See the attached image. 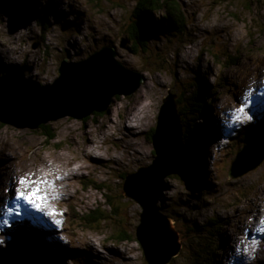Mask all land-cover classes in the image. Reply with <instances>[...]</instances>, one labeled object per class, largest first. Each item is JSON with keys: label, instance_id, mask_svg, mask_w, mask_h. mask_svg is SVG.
Returning <instances> with one entry per match:
<instances>
[{"label": "rangeland", "instance_id": "374dc122", "mask_svg": "<svg viewBox=\"0 0 264 264\" xmlns=\"http://www.w3.org/2000/svg\"><path fill=\"white\" fill-rule=\"evenodd\" d=\"M178 1L186 16V33L154 32L150 50L140 55L133 53L129 42L139 0L0 2V78L22 70L25 80L33 81L35 87H50L60 77L64 59L85 61L105 47L115 48L117 59L126 68L145 77L141 89L129 97H117L109 113L86 120L67 117L37 131L0 123V156L4 159L0 162L5 165H0V204L14 197V187H39L48 197L46 209L61 207L62 213L58 215L62 221L59 230L47 222L42 224L41 214H31L26 203L24 207L19 204L31 225L21 216L9 226L2 222L0 264L19 238L36 240L48 256V264H148L136 237L143 208L125 196L124 177L153 166L156 154L150 136L158 125L164 100L171 95L177 96L178 109L188 112L183 114L185 131L197 132L196 138L204 134L199 143L202 148L193 149L198 158L193 159L191 148L187 153L191 169L167 177L159 203L184 246L172 264H194L197 240L205 236L214 243H225L214 257L216 264H264V245L258 248L257 256H249L247 251L264 236L260 220L264 216V164L244 176H230L235 161L246 162L242 173L253 167L261 154L240 151L254 142H264L260 95L264 89H257L264 87V0ZM124 41L126 48H122ZM199 91L203 98H210V108L204 114L202 103L195 105L192 100ZM249 99L253 102L248 110L251 121L237 112ZM139 105L147 112L139 115L147 117L140 125L133 116ZM33 111L35 108L15 111V115L28 122ZM237 115L243 122L236 121ZM45 130L56 137L50 144ZM239 153L242 157L237 160ZM199 163V176L194 178L193 164ZM72 168L74 176L64 180ZM21 178L46 183L19 185L16 181ZM68 184L71 187L63 189ZM93 184H104L106 190ZM139 186L135 181V190ZM68 205L75 208L79 219L100 211L107 220L97 226L78 220L71 227L66 220ZM211 221L218 225L210 228ZM253 224L262 233L257 229L254 234L250 229ZM48 225L53 232L47 237L37 226L48 230ZM198 231L205 236H198ZM122 234L130 240L121 243L118 239ZM240 237L250 242L239 244ZM251 238H255L253 242Z\"/></svg>", "mask_w": 264, "mask_h": 264}, {"label": "water", "instance_id": "95a60500", "mask_svg": "<svg viewBox=\"0 0 264 264\" xmlns=\"http://www.w3.org/2000/svg\"><path fill=\"white\" fill-rule=\"evenodd\" d=\"M126 44L124 41L122 48ZM117 57L115 48L105 47L85 61L73 63L64 59L59 68L60 77L50 87H35L33 81L25 80L22 70L5 75L0 78V123L37 131L67 117L86 120L95 114L109 113L117 97L134 95L145 82L143 74L126 68ZM33 108L28 122L15 115V111L27 112ZM56 111L63 112L48 115ZM152 141L156 154L153 166L128 176L124 194L143 208L136 237L147 263L172 264L181 254L183 244L172 219L161 212L159 203L167 177L181 174L186 164L185 128L176 95L164 100ZM251 151L261 153L257 162L241 173L240 169L247 165L239 160L242 157L239 153V161L232 165V178L251 173L264 164V142L250 144L240 152L252 154ZM135 181L140 185L139 190L134 188Z\"/></svg>", "mask_w": 264, "mask_h": 264}, {"label": "trees", "instance_id": "16d2710c", "mask_svg": "<svg viewBox=\"0 0 264 264\" xmlns=\"http://www.w3.org/2000/svg\"><path fill=\"white\" fill-rule=\"evenodd\" d=\"M187 20L185 13L183 11L182 5L178 0H139L137 8L132 16V25L130 30V38L129 42L132 44V51L136 55H140L141 52L148 53L150 50L149 47L151 45V35L154 32H159L162 30H167L168 32H174L179 34H185L187 30ZM29 65V64H28ZM41 88V86H40ZM209 97L203 98V93L199 91L197 94H194V97L192 98L193 102H195V105H198L199 103H202V111L203 114L205 110L210 108L209 106ZM211 101V100H210ZM179 100L177 101L178 104ZM194 110V109H193ZM193 112V111H192ZM180 117L182 119V122L184 123L183 114L188 115L187 111H181L179 110ZM201 114V113H200ZM193 115V113H191ZM202 115V114H201ZM2 125L0 124V127ZM41 129H45V126H42ZM46 131V130H45ZM45 135L47 136V143L50 144L52 141L56 139L55 136H50L49 132H45ZM201 132V131H200ZM155 134V129L151 133V140ZM197 132H190L187 133L185 131V144L188 147L187 152L191 148L192 157L193 159L196 156V159L198 158V154H196V150H193L198 147H201V140L203 139L204 134L200 135L196 138ZM199 150V148H198ZM198 160L195 162L197 163ZM190 159L188 154L186 153V164L185 169L187 170V167L189 170L191 169L192 165L189 164ZM194 163V161H193ZM199 164H193L192 172L194 178L196 176H199ZM191 173V171H190ZM192 174V173H191ZM127 177V176H126ZM193 178V176H192ZM125 181V177H124ZM204 182V181H202ZM97 187L98 190L104 191L106 190V186L104 184L97 185L93 184ZM247 199V198H246ZM110 205L112 209L118 210L117 208L113 207L112 201H110ZM69 212L66 214V220L67 222L72 226H74L76 221H82L83 224H86L87 226H97L101 225L102 222L107 220L103 214H101L100 211H95L91 215L83 216L81 219H79V214H77L75 211V208L73 209L72 206L68 205ZM218 223L211 221L210 222V228H214L217 226ZM198 236H205L203 231H198ZM30 238V237H29ZM201 239L197 240L198 247L195 248V252L197 255V258L194 261V264H216L217 261L215 260V256H218L220 254V250H222V247L225 245V243L222 241L218 243L217 241L214 243L213 240L207 239V237H200ZM204 238V239H202ZM33 240H35L33 238ZM121 243L127 242L130 240V237L127 235H121V237L118 239ZM35 241H29L25 240L23 238H19L16 246L13 247L11 250L9 257H4L1 259V261L4 264H48V256L45 255V253L42 250V247L40 244Z\"/></svg>", "mask_w": 264, "mask_h": 264}, {"label": "snow or ice", "instance_id": "6c2138e0", "mask_svg": "<svg viewBox=\"0 0 264 264\" xmlns=\"http://www.w3.org/2000/svg\"><path fill=\"white\" fill-rule=\"evenodd\" d=\"M260 95L262 98V102H264V93H261ZM252 103L253 102L251 101V99H249L245 101L240 108L237 109V112L244 114L248 121L252 120V116L248 115V110L251 108ZM235 118L237 122H243L241 121L240 116L237 115ZM30 182L33 184L46 183V181H29L27 178H21L18 181L19 185H26ZM12 192L14 196V201L25 202L27 205L31 206L33 210L40 213L41 215H47V216L56 215L55 212L45 213V208H46L45 202L48 200V197L46 195L41 194V190L39 187L32 188L27 191L14 187L12 189ZM55 198L56 197H53V199ZM12 215H15L17 217L22 215V211L20 209L19 204L17 203L15 207H13L12 205L4 203V206L0 208V218L12 216ZM4 223L8 224V220L4 219ZM261 223H264V221H262Z\"/></svg>", "mask_w": 264, "mask_h": 264}, {"label": "bare ground", "instance_id": "6f19581e", "mask_svg": "<svg viewBox=\"0 0 264 264\" xmlns=\"http://www.w3.org/2000/svg\"><path fill=\"white\" fill-rule=\"evenodd\" d=\"M56 9H58V6L59 5H57V3H56ZM59 10V9H58ZM57 11V10H56ZM34 14H36L35 12H34ZM37 15V14H36ZM27 17H28V19H31V15L30 14H28L27 15ZM6 62V61H5ZM6 65H7V63H5ZM28 66H32V65H28ZM8 67V66H7ZM145 83V82H144ZM262 87L259 89V87L257 88L258 90H263L264 89V87H263V85H261ZM149 106V105H148ZM145 107H147V106H145ZM149 108V107H148ZM143 113H147L146 111H145V109H144V105H139L137 108H135V113L133 114V116H135L134 118H135V122H137V124H141L144 120H146V118L147 117H145L144 116V118H140V114H143ZM136 114V115H135ZM149 115V114H148ZM262 118V117H261ZM112 123L115 125V124H117V123H115V121L113 120L112 121ZM139 125H137V126H139ZM254 126V125H253ZM131 135H132V133H131ZM91 141V140H90ZM86 157H88V158H90L91 157V155L88 153L87 154V156ZM95 158V157H94ZM0 160H4L1 156H0ZM92 161H94V159H92ZM0 165H3V166H5L4 164H2L1 162H0ZM0 169L2 170V166H0ZM79 170H82V167H80V168H78ZM74 170H73V168L71 169V171L67 174V177L66 178H64V180H68L69 179V177H71L72 175L74 176ZM47 178V177H46ZM48 179V178H47ZM20 179H18L17 181H16V183L17 184H19L18 183V181H19ZM51 182H54V183H57L56 181H52L51 180ZM63 187V189L65 188V189H69L71 186H70V184H68V185H66L65 187L64 186H62ZM29 189H32V187L31 186H23V188H22V190H25V191H27V190H29ZM4 203H7V204H9V205H12L13 207H15V205H16V203H18V204H21L23 207L25 206V205H23V204H25V202H23V201H14V197L12 198V199H10L8 202H4ZM4 203H1L0 204V208H2L3 206H4ZM58 205H59V203H58ZM31 207V206H30ZM29 208V207H28ZM45 210H47L46 208H45ZM22 211V210H21ZM24 211V210H23ZM30 213L31 214H40V213H38V212H36L35 210H30ZM258 215H259V213H258ZM21 217H23V218H25V221L28 223V225H31V219H29L27 216H24V215H21ZM31 217V216H30ZM261 217V216H260ZM7 218H9V221H8V226H9V224H10V221L12 222V220H17V216H15V215H12V216H7ZM40 218H41V215H40ZM260 220H262V221H264V216L263 217H261L260 218ZM4 221V219L3 218H0V225H3V222ZM13 222H15V221H13ZM26 222H25V224H26ZM41 223L42 224H46V222L45 221H43V219H42V221H41ZM48 223V222H47ZM49 224V223H48ZM51 225V224H50ZM261 225H263L264 226V223H262ZM49 226V225H48ZM53 226V225H52ZM37 228L40 230L41 229V232H44L45 233V235L48 237V236H51L52 235V232H53V227H51V226H49V228H48V230H42V228L41 227H39V226H37ZM257 229H259V231L261 230L259 227H257ZM247 232H248V237H250V233H249V231H248V229L246 230ZM260 233H262L261 231H260ZM43 234V233H42ZM21 235V234H20ZM45 236V237H46ZM256 236V235H255ZM44 238V237H43ZM254 239L255 238H251V241L253 240L254 241ZM46 240V239H45ZM252 241V242H253ZM256 241V240H255ZM256 243V242H255ZM253 244V245H255V248H252V249H250V251L249 250H247L248 252H250V253H248V255L249 256H251V255H256L257 256V254H258V248L259 247H261V246H263L264 245V236H262L261 237V239L260 240H258L257 241V243L256 244ZM39 245V244H38ZM41 246V245H40ZM246 246H250V244H246ZM252 246V245H251ZM42 247V246H41ZM52 247H54L55 248V243L52 245ZM43 248V247H42ZM229 249H231L232 251H234V249L233 248H229ZM256 249H257V251H256ZM242 250H245V247H243L242 248ZM102 253V252H101ZM103 254V253H102ZM99 256H103V257H105V255H101V254H98ZM98 256V257H99Z\"/></svg>", "mask_w": 264, "mask_h": 264}, {"label": "flooded vegetation", "instance_id": "af4514ba", "mask_svg": "<svg viewBox=\"0 0 264 264\" xmlns=\"http://www.w3.org/2000/svg\"><path fill=\"white\" fill-rule=\"evenodd\" d=\"M250 229H248V231H249Z\"/></svg>", "mask_w": 264, "mask_h": 264}]
</instances>
